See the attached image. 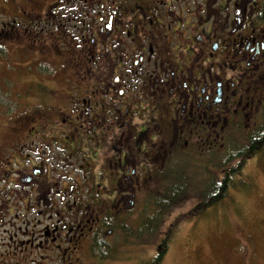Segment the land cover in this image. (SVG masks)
<instances>
[{
  "label": "flooded vegetation",
  "instance_id": "af4514ba",
  "mask_svg": "<svg viewBox=\"0 0 264 264\" xmlns=\"http://www.w3.org/2000/svg\"><path fill=\"white\" fill-rule=\"evenodd\" d=\"M62 1L39 2L34 43L29 25L0 28L24 40L12 52L8 32L4 52L49 71L20 77L35 131L0 155L2 251L14 264L132 260L137 240H117L165 220L181 154L264 141V0Z\"/></svg>",
  "mask_w": 264,
  "mask_h": 264
},
{
  "label": "rangeland",
  "instance_id": "374dc122",
  "mask_svg": "<svg viewBox=\"0 0 264 264\" xmlns=\"http://www.w3.org/2000/svg\"><path fill=\"white\" fill-rule=\"evenodd\" d=\"M33 1L0 0V28L2 24L6 27L14 26L13 28L17 25L22 28L20 32L26 30L27 33L30 30L27 28L29 25L34 28V38L29 39V43L36 42L35 32L39 28L37 23L41 15H45L46 4L39 3L41 0ZM51 1L54 0H44L45 3ZM69 2L76 4L79 0H69ZM66 3L64 0L61 4ZM6 27L1 30H6V37L0 33V38L7 40L9 32L10 51L19 52L20 44L24 42L22 34L14 35L12 29L8 31ZM34 51L37 52L35 48ZM28 59V55L24 54L20 57V54L6 53L0 48V155L2 156L4 152L16 148L13 139L16 140L25 133L35 131L32 122L27 119L34 112L33 104H24L25 97L33 94L27 92L29 88L20 87V77L23 71L31 73L30 68L35 72L49 71L46 65L37 66L32 61L29 67L25 64ZM59 104L63 107L65 103L61 101ZM221 152L215 148V152L203 158L181 154L178 157L180 162L178 170L165 173L168 176L185 173V176L191 178V182L182 181L183 187L187 185V195L179 201L177 207L166 211L165 220L154 219L148 223L149 228L146 231H152L149 235L141 232H138V235L122 232V240L119 238L118 243L137 240L138 247L142 248L135 254V258L119 259V253L113 252L111 254L113 260L104 264L149 262L156 254L173 218L197 203L207 180L220 177V171H223L220 160L224 159ZM231 163L236 167V160L231 161L229 166ZM181 170L183 171L178 172ZM166 184L167 182H165V190L168 188ZM141 220V217H137V222ZM10 229L13 230L12 227ZM3 231H6L4 227H0V262L14 264L11 255L2 251L6 245V234ZM163 264H264V154L262 152L259 151L255 156L247 159L243 168L234 174L226 198L208 207L199 215L180 223L169 243Z\"/></svg>",
  "mask_w": 264,
  "mask_h": 264
},
{
  "label": "trees",
  "instance_id": "16d2710c",
  "mask_svg": "<svg viewBox=\"0 0 264 264\" xmlns=\"http://www.w3.org/2000/svg\"><path fill=\"white\" fill-rule=\"evenodd\" d=\"M229 147H227L225 141V148L223 150L221 158V167H223V171H220V177L214 180L206 181L204 184L205 188L203 190V194L200 199L197 200L191 208L187 211L177 214L171 224L167 228V233L164 234L162 242L160 243V248L154 255V257L145 264H163V260L165 258L166 253L168 252L169 243L173 237L174 232L183 221L193 218L194 216L199 215L204 212L208 207L215 205L221 202L224 198L227 197L229 186L232 183L233 176L238 171H240L245 165L247 159L255 156L257 152H262L264 154V141L253 140L249 147H247L246 151L240 148V151L237 153L234 151L232 154L229 152ZM233 160H238L236 167H229V163ZM174 176H168L165 174L167 178H165V182H167L168 187L165 190V215L168 209H172L173 207H177L179 201L187 195V185L185 187L182 186L183 180L191 182V178L185 176V173H174ZM189 186V184H188ZM174 209V208H173ZM163 213H158L155 216V219L161 220L163 217ZM107 253H103L100 257L105 258Z\"/></svg>",
  "mask_w": 264,
  "mask_h": 264
}]
</instances>
